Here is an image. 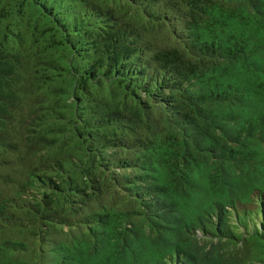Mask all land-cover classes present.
<instances>
[{
  "label": "trees",
  "instance_id": "1",
  "mask_svg": "<svg viewBox=\"0 0 264 264\" xmlns=\"http://www.w3.org/2000/svg\"><path fill=\"white\" fill-rule=\"evenodd\" d=\"M0 264H264V0H0Z\"/></svg>",
  "mask_w": 264,
  "mask_h": 264
}]
</instances>
